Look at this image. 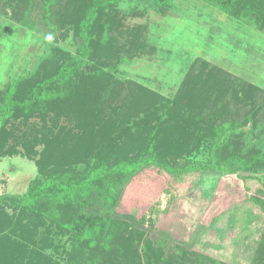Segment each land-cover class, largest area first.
<instances>
[{
  "label": "rangeland",
  "instance_id": "obj_1",
  "mask_svg": "<svg viewBox=\"0 0 264 264\" xmlns=\"http://www.w3.org/2000/svg\"><path fill=\"white\" fill-rule=\"evenodd\" d=\"M80 7L76 0H0V90L47 65L56 47L75 54L78 39L70 28H60L57 15H75ZM109 14L120 25L101 36L100 43L107 37L110 42L104 41V51L94 59L110 74L113 68L112 80L79 86L62 108L54 104L46 116L15 123L10 129L15 138L7 137L0 156V196H23L34 181H44L55 166L52 157L61 155L80 177L100 150L105 158L125 151L140 160L142 169L127 185L120 184L123 191L111 212L116 220L148 227L153 241L168 252L187 250V264H260L264 213L251 197L264 196V170L251 173L263 184L244 182L241 177L248 174L242 172L173 176L150 162L141 143L164 122L158 131L162 145L192 152L180 150L167 158L179 169L209 160L205 140L194 150L188 144L190 134L201 129L220 131L219 141L230 154L261 155L264 29L204 0H174L162 8L128 0ZM1 209L4 264H73L72 235L63 216L71 207L61 211V219L35 221L17 219L9 205ZM139 251L140 264H147Z\"/></svg>",
  "mask_w": 264,
  "mask_h": 264
},
{
  "label": "trees",
  "instance_id": "obj_2",
  "mask_svg": "<svg viewBox=\"0 0 264 264\" xmlns=\"http://www.w3.org/2000/svg\"><path fill=\"white\" fill-rule=\"evenodd\" d=\"M78 1L81 7L77 14L66 12L57 15L60 28H70L78 39L75 54L56 47L51 54L53 58L45 64L46 66L41 65L28 75L12 80L0 90V156L5 150L7 137H12L10 132L15 123L29 120L35 114L46 116L54 104L62 108L76 94L79 86L112 80L113 68L110 74L94 58L104 51V41L110 42L107 37L100 43L101 36L120 25L115 14H109V9L128 0H76ZM147 1L162 8L170 7L174 0ZM204 1L227 15L264 29V0ZM163 124L164 122L159 123V127ZM159 130H155L153 136L145 137L141 144H144L146 153L151 155L150 162L167 169L171 175L200 170L242 172L248 174L241 177L244 182L256 180L263 184L260 177L252 176L251 173L264 170V151L261 155L257 153L250 158L237 153L230 154L227 144L219 141L220 131H215L214 128L210 131L201 129L198 135L189 133L192 140L188 144L194 150L199 147L197 142L205 140L209 160L190 161L179 169L167 163V158L173 152L178 155L180 150H186L172 147V143L162 145L158 138ZM224 140L228 142V138ZM184 148L189 150L190 146ZM186 152L192 153L191 150ZM122 153L126 152L113 153L109 158L115 161H106L109 158H105L104 152L100 150L94 158L93 166L80 177L74 174L72 168L65 166L61 155L52 157L55 166L52 165L53 169L46 174L44 181H34L23 196H0V212L1 208L9 205L15 211L17 219L26 217L29 221H35L34 219L40 220L44 217L55 220L61 219V211L64 208L71 207L63 216L66 222L64 226L72 235L73 264H140L141 248L147 264H187L190 262L186 257V253H189L187 250L180 248L179 252H168L165 246L157 245L153 241L148 227L141 229L129 221L116 220L112 216L111 212L117 207L123 191L119 188L120 184L127 185L136 171L142 169L139 159ZM164 163L169 166L166 167ZM251 199L264 213V196H252ZM99 205L104 207L103 211L97 208ZM8 238L2 241V244H5ZM1 249L2 246L0 251ZM150 249L156 252V255L151 254ZM92 252L97 255L93 253L89 256ZM259 253V261H262L260 264H264V233ZM198 261L203 262L200 259ZM0 264H4L3 258L0 259ZM211 264L217 262L212 261Z\"/></svg>",
  "mask_w": 264,
  "mask_h": 264
}]
</instances>
